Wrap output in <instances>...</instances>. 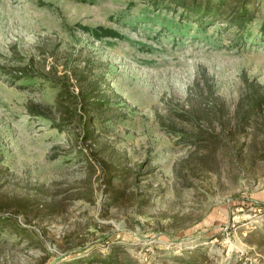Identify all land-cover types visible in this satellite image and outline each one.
<instances>
[{
    "label": "rangeland",
    "instance_id": "obj_1",
    "mask_svg": "<svg viewBox=\"0 0 264 264\" xmlns=\"http://www.w3.org/2000/svg\"><path fill=\"white\" fill-rule=\"evenodd\" d=\"M193 1L0 0V264H264V0Z\"/></svg>",
    "mask_w": 264,
    "mask_h": 264
},
{
    "label": "trees",
    "instance_id": "obj_2",
    "mask_svg": "<svg viewBox=\"0 0 264 264\" xmlns=\"http://www.w3.org/2000/svg\"><path fill=\"white\" fill-rule=\"evenodd\" d=\"M209 1L210 2H207V0H205L203 3L201 2L196 3V1H193L196 4L195 6H193L192 11L197 12L196 16H199V18L197 17V21H196L198 25H201L203 21H206L207 23L215 22V20L218 18L217 16L218 10L222 7L220 6V4L223 0H209ZM202 17L205 20H201ZM248 19H249V12H247L245 7H242L239 11H235L233 13L231 12L230 15L227 16L226 22L230 26H234L237 29H241L244 26L246 20ZM261 29H264V22L261 25ZM103 33L104 36H114L115 34V32L110 29L103 31ZM96 36L101 37L102 35L96 34Z\"/></svg>",
    "mask_w": 264,
    "mask_h": 264
}]
</instances>
